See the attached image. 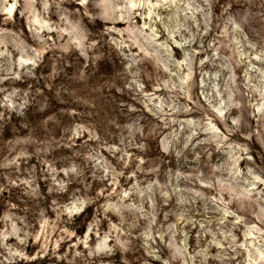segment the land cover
I'll return each instance as SVG.
<instances>
[{"label": "rangeland", "instance_id": "obj_1", "mask_svg": "<svg viewBox=\"0 0 264 264\" xmlns=\"http://www.w3.org/2000/svg\"><path fill=\"white\" fill-rule=\"evenodd\" d=\"M0 264H264V0H0Z\"/></svg>", "mask_w": 264, "mask_h": 264}, {"label": "bare ground", "instance_id": "obj_2", "mask_svg": "<svg viewBox=\"0 0 264 264\" xmlns=\"http://www.w3.org/2000/svg\"><path fill=\"white\" fill-rule=\"evenodd\" d=\"M13 7L14 6H12V3L11 4H9V6L8 7H6V9L8 10V12H12V9H13ZM118 23H119V21H118ZM256 249V248H255ZM260 250V249H259ZM258 250V254H261V251H259ZM256 255H257V253H256ZM260 256V255H259ZM257 262V261H256Z\"/></svg>", "mask_w": 264, "mask_h": 264}]
</instances>
